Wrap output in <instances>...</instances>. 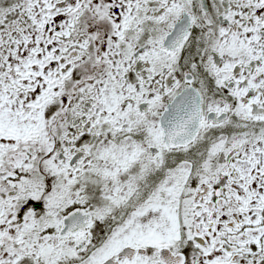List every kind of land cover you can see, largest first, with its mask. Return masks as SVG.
Here are the masks:
<instances>
[{
    "label": "snow or ice",
    "instance_id": "snow-or-ice-1",
    "mask_svg": "<svg viewBox=\"0 0 264 264\" xmlns=\"http://www.w3.org/2000/svg\"><path fill=\"white\" fill-rule=\"evenodd\" d=\"M0 264H264V0H0Z\"/></svg>",
    "mask_w": 264,
    "mask_h": 264
}]
</instances>
